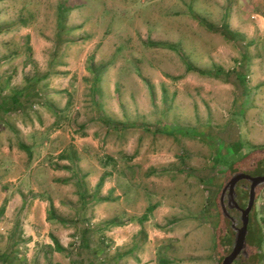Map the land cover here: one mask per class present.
<instances>
[{
    "label": "rangeland",
    "instance_id": "obj_1",
    "mask_svg": "<svg viewBox=\"0 0 264 264\" xmlns=\"http://www.w3.org/2000/svg\"><path fill=\"white\" fill-rule=\"evenodd\" d=\"M228 10L264 0H0V264L224 263L219 189L264 148V32L227 34ZM256 194L239 264H264ZM37 195L57 216L34 239L7 199Z\"/></svg>",
    "mask_w": 264,
    "mask_h": 264
},
{
    "label": "trees",
    "instance_id": "obj_2",
    "mask_svg": "<svg viewBox=\"0 0 264 264\" xmlns=\"http://www.w3.org/2000/svg\"><path fill=\"white\" fill-rule=\"evenodd\" d=\"M35 95H38V94L35 93ZM257 149H258V152L252 151L251 153L244 154L239 159V161L237 160L238 161L237 163H235V161H234L227 168L226 175H225L226 179L222 183L221 189H219L221 197L219 196V198L217 200L218 203L217 202L215 203L216 206L218 207V211L220 212V215L222 216V218H226L228 215H230V213H232L233 211H236V212L240 213L239 219H241V221H242L243 211L248 207V204H249L250 193L246 191L245 186L242 185L241 182H242V180H245V179L247 180L248 176L259 177V176L264 175V148H257ZM108 159L114 160V158H111V157H108ZM59 167H62V166H59ZM62 168H64V167H62ZM66 168L70 169L69 166H66ZM106 175H108V174L103 175L96 185V192L93 195V198H96L95 202H100V201L104 200L103 198L99 199V192L106 182V178H107ZM237 178H239V180H237ZM262 184H264V183H261L258 186H260ZM85 195H86V193L83 194V196H85ZM49 205L50 206H49V210H48V220H52V219L56 218L57 215L54 211V203L52 202L51 199L49 200ZM158 206H159L158 203H151L147 207L146 212L142 216L139 217V221L144 222V221L148 220L151 213ZM254 207L248 215L249 229L251 227V224H253V226L258 225L257 229L260 228V225H259L257 218H256V209ZM222 222L223 221L221 219L220 224ZM108 224L116 226V225H122L123 222L115 219L113 221H109ZM234 226H235L234 223H232L226 227L227 230L225 231L224 238H225V241H227V243L225 242V244H224L225 249L231 248L233 238H235V240L237 239V234H238V230L240 229V227L235 228ZM234 228L236 229V231H234ZM258 231L260 232V230H258ZM247 235H248V232H247ZM247 235H246V238H247ZM260 236H261V240H263V234L261 232H260L259 237ZM53 240H55L54 242H55V244H57V249L63 251L64 247H62L56 239H53ZM245 242H246V240H245ZM258 246L259 247L261 246L260 242H259ZM232 251H233V249H232ZM1 256L6 257V254L1 255ZM238 256H240V254ZM238 256H236L235 259L230 264H239L241 262V259Z\"/></svg>",
    "mask_w": 264,
    "mask_h": 264
},
{
    "label": "crops",
    "instance_id": "obj_3",
    "mask_svg": "<svg viewBox=\"0 0 264 264\" xmlns=\"http://www.w3.org/2000/svg\"><path fill=\"white\" fill-rule=\"evenodd\" d=\"M229 14L224 17V22L221 24V27L223 30H226L227 34L229 30L235 33L234 36H257L259 38V34L261 31L264 32V12L257 13L255 15V20H250V17H241L240 12H232L231 10H228ZM254 24H251V23ZM236 36V37H237ZM251 39L249 43H253L255 40ZM257 41V40H256ZM264 82V79L263 81ZM260 89L262 94H264V83H261L260 85H256L254 87V91ZM8 200V206L7 211L11 210L14 211L19 206V209L22 208L24 205L31 209L29 212V222L26 224V229L28 230V236H32L34 239H38L39 237L36 235L35 231L33 230L34 223H38L41 227L44 226V224H47L48 219V209H49V200L44 199L41 197V195H37L33 200L29 199L27 197H12ZM53 203H56L51 199ZM55 205V204H54ZM28 213V212H27ZM51 221V220H50ZM35 227V226H34ZM43 232V231H42ZM40 233V232H39ZM44 236V235H43Z\"/></svg>",
    "mask_w": 264,
    "mask_h": 264
},
{
    "label": "water",
    "instance_id": "obj_4",
    "mask_svg": "<svg viewBox=\"0 0 264 264\" xmlns=\"http://www.w3.org/2000/svg\"><path fill=\"white\" fill-rule=\"evenodd\" d=\"M237 180H239V178H237ZM247 180L250 183L249 204H248V207L243 211L242 226L238 230L237 239H236V243L233 247V251L229 256L226 257L223 264H230L235 259V257L238 256L243 251V248L245 245V240H246V235L248 232V222H249L248 215H249L250 211L253 209L254 204H255V200H256V196H257L256 188L259 184L264 183V175L259 176V177L248 176Z\"/></svg>",
    "mask_w": 264,
    "mask_h": 264
}]
</instances>
